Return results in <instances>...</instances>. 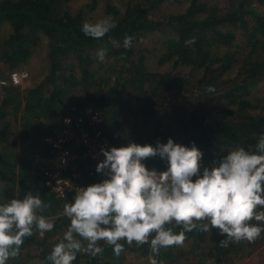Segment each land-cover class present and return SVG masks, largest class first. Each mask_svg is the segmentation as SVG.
I'll return each mask as SVG.
<instances>
[{"label":"trees","instance_id":"obj_1","mask_svg":"<svg viewBox=\"0 0 264 264\" xmlns=\"http://www.w3.org/2000/svg\"><path fill=\"white\" fill-rule=\"evenodd\" d=\"M69 1L0 0V25L8 24L11 28L10 35L4 41L3 57L0 58V79L27 63L39 36H44L49 42L51 61L47 81L52 86L51 91L38 86L24 93L17 87L4 86L5 92L7 90L9 93L0 99V144L6 142L10 148L15 146V139L11 141L10 137L15 132L12 124L18 114L22 113V119L27 117L23 129L18 131L24 141L33 131L32 128L41 126L44 120L62 121L68 115L62 112L64 107L60 104L64 100V93L68 88H80L81 95L80 92L76 94L72 103L76 107L75 111L100 112L105 121L111 122L108 127H104V131L114 143L121 129L118 119L132 107L129 99L136 94L144 106H136L138 112L133 113V128H138L135 124L138 122L141 128H149L151 135L144 141L137 138L134 143L155 147L157 142L166 144L169 138L175 137V143L188 147L195 142L203 153L201 166L204 164L208 167L226 155L229 149L254 148L259 136L264 134V110L258 114L252 113L256 107L249 100L259 83H264V11L260 7L264 6V0H235L236 6L228 12L209 6L203 0H141L129 6L119 18H113L116 27L101 40L84 35L82 25L85 18L81 12L71 13L68 7L65 8ZM169 1L178 5L187 3L184 13L170 16L162 22L156 20V12ZM106 11L116 14L112 8ZM161 27L169 28L172 33L165 44L163 58L174 60V67L188 66L203 70L208 79L191 87L176 74L147 72L142 56H138L136 62L131 59L133 46L130 49L122 46L117 49L109 43L115 39L122 44L126 35L134 38L140 33L153 32ZM239 32L243 33L244 41H239ZM193 37L195 42L188 43ZM105 46L109 57L131 64V68L125 69L128 78L122 84L123 87L118 78L112 83L113 87H109L110 79L99 76L102 68L94 67L89 51ZM110 71L114 72L112 68ZM231 71L234 74L225 79ZM119 74L122 76V72ZM209 86L212 91L208 90ZM125 87L129 91L122 96ZM182 95L185 97L180 107H176L175 101L170 100L166 104L163 99ZM210 104L215 106L210 107ZM11 105L12 112L9 111ZM222 106L224 110H220ZM180 108H183L181 114L178 112ZM8 147L1 148L0 145V203L2 198L23 199L28 191L39 193L48 205L41 214L56 217L54 228L42 237L34 229V235L25 238L20 254L32 247H43L41 259L44 264H50L46 253L58 243L53 239L58 235L57 230L60 232L64 229L61 230L64 233L70 224L62 211L63 205L72 201L75 192L55 198L42 181L43 172L40 176L35 174L41 167L37 163L46 162L48 158L49 148L46 145L43 149L37 145L34 153L21 154L18 160ZM144 163L148 168L159 171L167 169V163L159 156L148 158ZM262 234L264 236V232ZM206 235V232L197 230L186 233L184 242L196 243L189 246L191 253L203 251L200 244L206 243ZM220 237L221 234L216 239L208 240L214 243L218 251ZM101 243L104 247L102 255L92 257L77 254L73 264L119 263L128 251H139L142 256L152 255L149 244H125V251L117 257L112 247ZM176 247L161 248L156 258L173 259V249ZM18 257L10 258L7 264H16Z\"/></svg>","mask_w":264,"mask_h":264},{"label":"clouds","instance_id":"obj_2","mask_svg":"<svg viewBox=\"0 0 264 264\" xmlns=\"http://www.w3.org/2000/svg\"><path fill=\"white\" fill-rule=\"evenodd\" d=\"M116 23L110 18L85 21V36L101 40ZM133 37L126 35L122 44L112 39L113 48L130 49ZM193 37L188 43H194ZM107 47L97 50L96 58L105 61ZM209 91L212 87L209 86ZM104 159L96 172L104 179L78 188L71 202L63 205L62 215L70 224L62 239L46 257L50 264H73L77 254L102 255L103 244L112 247L119 257L125 244H149L150 264L161 248L183 245L186 233L197 230L211 233L217 229L229 243H254L264 232V134L254 148L237 147L211 166H201L203 153L192 142L191 147L175 143L139 145L100 149ZM159 156L167 169H149L144 161ZM48 205L39 193L28 191L23 199L0 203V264L20 255L25 238L42 237L54 223L41 213ZM179 229V231H177Z\"/></svg>","mask_w":264,"mask_h":264},{"label":"rangeland","instance_id":"obj_3","mask_svg":"<svg viewBox=\"0 0 264 264\" xmlns=\"http://www.w3.org/2000/svg\"><path fill=\"white\" fill-rule=\"evenodd\" d=\"M209 6L215 7L223 12H228L229 10L233 9L236 6L235 0H203ZM141 2V0H70L68 4L65 5V8L68 7L71 13H78L81 12L85 18V21L88 22H95L99 19L103 18H119L125 10L129 6H134L135 4ZM257 5V4H255ZM187 7L186 4L173 3L171 1L164 3L159 10L155 14V19L160 20L161 22L167 19L170 16H174L177 14L184 13ZM261 10L264 11V6H260ZM107 8H112L115 10V15L107 12ZM10 26L8 24H1L0 25V58L3 57V50H4V41L10 35ZM241 37H239V41L243 40V33L246 34L245 31L243 33L239 32ZM172 37L171 30L167 27H161L153 32H145L140 33L133 38L132 46L134 50V54L131 57L133 61H137L138 56L143 57V64L146 67V71L150 73H172L176 74L177 76L183 78L185 81L191 84V87L196 85L197 82H204L205 78L208 79L207 73L203 70L199 69H192L188 66H177L174 67V60H165L163 58V54L165 52V44L166 42ZM244 41V40H243ZM240 44L244 45L243 43L239 42ZM96 49H91L89 51L90 56L94 60V67L100 66L102 69L99 71V76L104 78L110 79V86L113 87V82L116 78L119 79V83L121 87H123L124 82L127 81L128 74L126 73V68H131V64L124 63L121 60L114 59L109 57L108 55L105 58L103 63H100L96 58ZM166 53V52H165ZM51 65V61L49 58V42L47 38L44 36H39L38 40L36 41V46L33 48L31 57L27 63L21 64L18 68L8 72L4 79H0V99H2L3 95L9 93V91L3 89L6 88L4 86H11L8 84V76L11 72L14 71H24L27 73V78L24 82L21 83L20 86L17 88L19 91L24 93L26 90H30L32 88L42 86L47 91L52 90L51 84L47 81V76L49 74V68ZM238 63L235 65V70ZM123 67V68H122ZM110 68L113 69L114 72L110 71ZM122 72V76L119 74ZM234 71L227 73L224 77L225 79L228 76H232ZM5 82V84H2ZM8 88V87H7ZM68 91L64 93V100L62 101L61 106L64 107L62 112L64 111L65 114H72L75 112L76 108L72 105L74 103V99H76V94L80 92V88H68ZM129 90L125 87L122 90V96L125 95ZM185 95L181 97H169L166 96L164 99L165 103L168 104L171 101H175L176 107H180L181 100L184 98ZM250 103H252L256 110L252 113L258 114L260 111L263 112L264 110V83H259V86L254 89V92L249 98ZM131 102V108L124 111V114L121 115L120 119H118V123L121 125L120 131L117 133V139L115 143L111 141L110 137L106 135L110 143L113 147H121L127 146L131 142H135L136 139H140L144 141L148 136L151 135L149 128L144 129L141 128V125L136 122L138 128H133L134 117L133 113L138 112V108L136 106L139 104V107L144 106V102L142 100H138V96L133 94L132 97L129 99ZM69 105V106H68ZM68 106V108H67ZM215 106V104H210V107ZM71 109V110H70ZM220 110H224L223 106L220 107ZM9 111H13V106H9ZM183 111V108H180L179 114ZM23 115L18 114L17 119L13 120L12 129H15L13 132V136H11V141L15 139V146L13 148L8 147L7 143H1V148L8 147L10 151L16 154L15 159L18 160L20 155L24 153H34L35 147L41 149L44 148L45 144L43 142V138L48 136L52 130H55L61 126L62 121H52L49 120H42L43 123L41 126H34L33 131L30 132L28 139L26 141L21 139V133L18 134V131L23 129V124L25 123V119H22ZM110 118V116H109ZM108 118V119H109ZM12 121V120H11ZM102 129L104 131L105 126L110 125V121H105L102 117ZM38 126V127H37ZM25 131V129L23 130ZM133 132L130 134V132ZM17 132V134H16ZM138 133V134H137ZM177 139V137H175ZM175 138L173 141H176ZM73 152V160L70 166L60 165L59 162V155L60 152H55L56 154H52L50 149H47L48 158L46 162H38L41 167L35 173L37 176H40L41 171L43 172L42 181H44V172L50 170H59L61 176L65 180H69L70 182H74V180H79L84 187L89 185L99 183L105 177H99L95 175L91 171L92 162L87 157L82 155V150L75 146L68 147ZM233 150L229 149L225 153L227 154L228 151ZM10 151H6L9 152ZM204 165V164H203ZM202 165V166H203ZM203 167H208L203 166ZM202 167V168H203ZM77 168V169H76ZM78 174L76 179L73 178V174ZM96 177V178H95ZM102 178V179H101ZM51 192V190L49 189ZM55 198H61L55 196L53 192H51ZM72 193V192H71ZM73 197V196H72ZM2 203L8 201L1 199ZM52 222L55 221V218L47 217ZM251 223H260L261 227H264V222H256L252 221ZM64 231V229H61ZM60 232L57 230V236L53 239L56 242H59L63 234L62 231ZM217 235H219L218 230L212 231L211 233H207L206 235V243L200 244V247H203V251H195L193 253L190 252L189 246L192 245V241L184 242L183 245L177 246L173 249L174 258L170 260H158L156 256L155 258L158 264H264V236L261 233V236L254 242L249 243L248 241H241L239 243H229L228 247H221L220 250H216L214 247V243L208 241L209 239H216ZM226 234L221 235L218 240L226 239ZM196 245V243H194ZM53 247L50 248V251L46 254L49 255ZM216 250V253H215ZM209 252H212L211 254ZM41 254H44L43 247H32L27 250H24L20 256L18 257L16 264H44L41 259ZM81 255L83 253H80ZM124 255V259L121 260L119 263L114 264H150V256L149 254L142 256L139 251L131 252L128 251Z\"/></svg>","mask_w":264,"mask_h":264},{"label":"built area","instance_id":"obj_4","mask_svg":"<svg viewBox=\"0 0 264 264\" xmlns=\"http://www.w3.org/2000/svg\"><path fill=\"white\" fill-rule=\"evenodd\" d=\"M26 78V72L14 71L8 76V84L18 87ZM102 124V116L98 111L85 110L83 113L75 111L65 116L61 126L52 130L48 136L43 138V142L52 151V154L60 152L58 163L64 166H70L73 160V152L68 147L72 145L80 148L82 155L92 162L91 171L99 177H104L102 173L96 172L97 164L104 159L100 149L107 150L113 146L103 132ZM77 177L78 174L74 173L73 178L76 179ZM79 182V180L70 182L63 179L59 170L44 172L45 187L58 197H63L67 192H75L78 188H83Z\"/></svg>","mask_w":264,"mask_h":264}]
</instances>
